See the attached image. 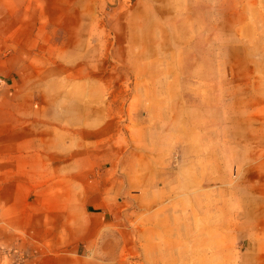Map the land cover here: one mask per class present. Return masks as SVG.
<instances>
[{
    "label": "rangeland",
    "instance_id": "374dc122",
    "mask_svg": "<svg viewBox=\"0 0 264 264\" xmlns=\"http://www.w3.org/2000/svg\"><path fill=\"white\" fill-rule=\"evenodd\" d=\"M242 12L229 0H13L12 52L0 56V153L6 135L38 118L44 126L30 130H55L76 149L81 125L70 120L87 112L100 140L93 150L126 155L127 180L147 172L155 188L172 184L167 201H180L188 175L189 264H264V205L263 222H250L241 192L264 168V111L249 101L264 48L249 47ZM6 162L15 160L0 157V180ZM15 194V207L0 202V264H37L36 230L12 226ZM37 206L30 198V211ZM141 258L124 252L121 261L149 264Z\"/></svg>",
    "mask_w": 264,
    "mask_h": 264
},
{
    "label": "crops",
    "instance_id": "0c3cea01",
    "mask_svg": "<svg viewBox=\"0 0 264 264\" xmlns=\"http://www.w3.org/2000/svg\"><path fill=\"white\" fill-rule=\"evenodd\" d=\"M229 6L238 8V17L244 10L245 23L251 25L250 30L246 29L250 32L251 46L248 43L246 46L263 49L264 0H229ZM12 10L13 0H0V15H4V26L0 24L3 33L0 56L3 52L6 55L9 48L12 52ZM248 11L251 20L247 18ZM259 63L264 70V59ZM256 68H251L252 80L256 79L253 77ZM249 101L252 111L260 106L264 111V75L259 84L252 81ZM73 122L81 125L75 138L76 149L55 130V133L39 128L30 130L44 126L38 118L25 128L22 125L18 135L13 131L6 135L4 157L0 153L6 161L15 160L14 164H5L0 191L6 194L0 197V202L13 208L15 193H23L20 220L12 222V226L22 231L36 230L32 239L42 242L36 263L124 264L121 261L124 252H134L149 264H189L190 203L188 194L184 195L188 193V175L181 182L180 201H167L171 183L157 182L155 188L152 175L147 176L146 172L141 176L143 171L134 180L130 177L127 180L123 172L132 163L126 155L93 150L94 142L100 140L98 136L94 138L97 130H92V118L87 112L71 118L70 125ZM143 168L140 166L139 170ZM251 176L258 177L257 183L241 192L252 201L250 206L256 219L250 222L260 223L262 215L257 210L264 205L263 166L252 171ZM140 186L148 187L147 191L144 189L148 195L141 193ZM137 188L140 191L134 193V198L126 200V190ZM30 198L37 200L36 213L28 207ZM241 207L249 209L245 204ZM142 209L148 212L143 214Z\"/></svg>",
    "mask_w": 264,
    "mask_h": 264
}]
</instances>
